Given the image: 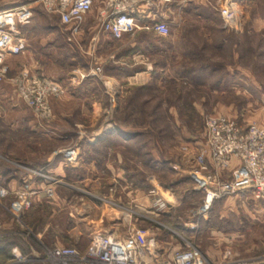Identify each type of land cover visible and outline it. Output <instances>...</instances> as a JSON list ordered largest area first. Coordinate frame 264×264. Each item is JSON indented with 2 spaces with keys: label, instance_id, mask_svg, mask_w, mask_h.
Listing matches in <instances>:
<instances>
[{
  "label": "rangeland",
  "instance_id": "obj_1",
  "mask_svg": "<svg viewBox=\"0 0 264 264\" xmlns=\"http://www.w3.org/2000/svg\"><path fill=\"white\" fill-rule=\"evenodd\" d=\"M8 1L0 0V10L27 5L34 9L35 18L44 14L33 0L3 6ZM94 4L99 7L100 0ZM222 7L235 8L237 26L226 25L220 14ZM160 8L163 18L145 23H167L170 35L166 37L140 29L123 40H114L102 33L95 15L74 34L54 15L48 18L50 31L28 40L26 51L44 72L58 76L55 80L62 84L83 67H100L103 80L98 89L106 95L107 87L114 88L116 80L126 85V76L142 69V65L135 66L141 61L138 57L156 63L148 87H130L123 101L116 96L113 105L108 95L109 99L100 94L104 115L94 126L77 110L65 129L69 138L59 144L29 128L17 131L11 124L14 118L0 101V172L14 168L13 162H43L57 147L78 149V163L77 145L100 137L111 123L117 132L105 138L119 136L124 129L127 135L136 137L137 154L134 147L125 149V182L110 174L106 160L98 153L89 156L96 161L95 169L81 164L69 172V191L62 190L67 186L60 177L52 176L62 181L52 185L61 187L60 197L23 218L29 238L36 242L40 239V246L74 247L73 240L81 235L78 249L83 250L90 245L92 234L100 230L120 239L130 235L155 238L158 250L165 249L169 254L191 245L208 254L223 252L221 241L225 234L234 232V250L241 258L264 252V224L249 216L256 200L239 197L237 214L230 211L231 204H217L203 220L197 212L204 194L192 178L198 148L206 143L207 116H226L245 127L257 125L261 94L255 88V77L264 85V0H171ZM219 39L223 44L225 41L222 51L214 47ZM16 64L18 68L28 66L26 59H17ZM205 65L212 68L205 69ZM187 72L193 74L176 81L175 76ZM262 90L264 93V87ZM107 160L112 162L111 157ZM152 190L156 195L150 194ZM139 193L140 200L136 199ZM7 203H0L2 223L12 219ZM113 214L118 219L111 223ZM7 256L13 259L12 250Z\"/></svg>",
  "mask_w": 264,
  "mask_h": 264
},
{
  "label": "built area",
  "instance_id": "obj_2",
  "mask_svg": "<svg viewBox=\"0 0 264 264\" xmlns=\"http://www.w3.org/2000/svg\"><path fill=\"white\" fill-rule=\"evenodd\" d=\"M33 1L45 13L58 16L60 24L73 29L74 34L84 23L85 16L92 13L95 7L94 0ZM102 1L104 8L97 21L104 35L118 41L140 29L150 30L165 37L170 35L169 25L165 22L145 23L148 19L142 10L149 8L155 11L171 0ZM220 14L227 26H237L239 17L235 8L222 7ZM33 16L34 9L27 5L0 10V82L6 79L9 73L7 59L19 56L27 50L28 41L24 38L22 29L31 23ZM92 73L103 80L100 67ZM13 82L21 100L44 121L52 116L49 99L59 98L66 90L65 84L55 79L29 76L26 72L19 74ZM107 95L115 105L117 94L112 86L107 87ZM205 127L206 143L198 148L196 167L192 172L194 182L204 194L203 205L197 212L198 217L207 218L215 203L231 197L240 196L264 201V129L255 124L245 127L222 115L207 116ZM104 129L99 138L117 132L112 123ZM62 157L67 163L73 164L78 158V149L67 148L62 152ZM30 172L34 177H43L52 185L62 183L55 177L47 176L43 171ZM49 193L52 194L51 191ZM150 194L156 195V191L153 190ZM10 195L6 187L0 186V203ZM21 195L17 196L22 197ZM30 206V201H17L13 205L18 221L22 208ZM22 229L20 238L29 243L30 234L26 232V226L22 225ZM1 239H4V226L0 223ZM41 245L40 252L35 255H22L18 247L13 248L14 257L8 264H211L205 261L204 253L194 245L169 254L165 249L158 250L155 238L142 239L130 235L127 239H120L100 231L92 236L90 245L83 251L71 246L49 248L43 243ZM261 260H264V256ZM220 264L248 263L239 260L223 261Z\"/></svg>",
  "mask_w": 264,
  "mask_h": 264
},
{
  "label": "crops",
  "instance_id": "obj_3",
  "mask_svg": "<svg viewBox=\"0 0 264 264\" xmlns=\"http://www.w3.org/2000/svg\"><path fill=\"white\" fill-rule=\"evenodd\" d=\"M20 1L21 0H9L8 3L3 6H13L19 3ZM97 1L99 0H94V3H96ZM95 8L96 5L93 9V12L85 16L84 23L79 29L83 28V26L87 24L89 19H93L94 15L95 17L99 16V14L104 8L103 1L100 0V6L96 8V12ZM40 9L42 10V8ZM160 10L161 8L155 9V11H152L149 8H144L142 12H144L145 17L148 19L147 22H152L155 20V18H163L164 14L160 12ZM42 12L44 13L43 15H38V17L36 18L33 16L31 23L23 27L22 29L24 38H26L27 41L29 40V42L32 37H34V35L38 34L39 32H45L49 30L48 27H50V25L48 22V18L55 17L54 15L45 13L43 10ZM39 21L44 22L45 24L39 26ZM39 27H44V29L39 30ZM214 43V47L217 51L223 50L222 48H224L223 45L225 44V41L223 44L222 39H219L217 42ZM142 57L143 56L138 57L141 61L135 62V66L141 67L142 65V69L138 72L127 75L126 79L124 80L126 85L119 83L117 80L116 83H112V85L114 86V90L117 94L116 96L119 99V102L123 101V99L126 98V95H128L127 90L130 87L145 88L148 87V85L152 82L153 67L156 63H147L146 61H143L141 59ZM17 59L21 61L26 59L28 66L18 68V65L16 64ZM7 65L9 69L7 79L0 82V101L1 103L7 106L11 116L14 118L11 124L12 127L16 128L17 131L29 128L31 131H35L43 135V137L50 139V141L58 143L61 141H65L69 138L67 132H65V129L66 126L71 125L70 121H72L73 117L76 115L75 112L77 110H79V114L87 116L90 119L91 126H94L99 120V118L103 117L104 109L101 101L102 97L100 96V94L103 93H101V89H98L99 86H101L102 84L100 83L102 82V80L98 75L92 73L94 68L88 66L83 67L82 69H79V71L72 72L68 77L63 80V83L66 86V90L64 94L59 98L49 99L52 116L49 120L44 121L40 119L37 115H35V113L32 112L26 106L23 100H21L17 91V87L16 85H14V79L12 78L21 74L22 72H26L29 76H44L50 77L52 79H58V76L51 75L49 73L47 74L46 72H44V70L39 67L38 62L30 56L29 51H25L21 55L16 56L14 58H8ZM204 68L208 69L212 67L205 65ZM226 68V72L229 73L228 66ZM191 74L193 73L187 72V74L184 75L179 74L177 77L175 76V79L176 81L182 82L183 76H188ZM222 83L224 84V82ZM263 87L264 85L262 81L258 80L255 77V88H258L259 93L261 94V108L257 109L258 111L256 115V124L264 129V93L262 90ZM105 95L106 93L103 94V97ZM105 98H108L107 95ZM120 110L121 105L118 108V111ZM127 132L124 129L120 132L121 134L119 133V136L82 140L81 143L77 145V147L80 149V157L78 159V163H75L74 165H68V163L64 161L62 157V152L63 150H65V148L62 149V147H57L48 155L46 160L43 162H36L35 164L26 162L24 163L21 161L13 162L12 165L14 166V168L11 167L10 169H5L3 172H0V186L6 187L11 194L9 197L4 199L6 203L8 202L7 204L9 206V209L12 212V214H10L9 212L12 217L11 222L7 220H5L4 223L0 222L4 226V239L2 240H5L7 237H13V239L15 240V243L13 245L11 244V250L15 247H18L22 255H35L40 252V241L38 239H36L37 242L29 239L30 242L27 243L25 240L20 238L21 232L23 231L22 225H25L27 227V225L23 223V218L26 215H30L33 210L39 211L41 208H43L42 205L47 201L51 202L57 200V198L60 197L58 189L60 188L61 190V187H53L52 184H50V182L45 180L43 177H34L30 170L43 171V173L46 175L60 177L64 181L63 185L67 186L62 190L69 191L68 188H72L70 186V180H68L69 172L77 170L79 166H81V164H83L82 167L93 166L95 169L96 161H94L95 159H92L89 156H93L98 153L102 155V159L104 158V160H106L105 168L108 169L110 174L122 180L124 179V177L127 176V160L125 157V149H127L128 147H134V151L136 154V151L138 150L136 149V137H131L127 135ZM110 157L112 158V162H109L111 159L107 160V158ZM50 191L52 193L51 195L49 193ZM18 194H22V197H18ZM136 199H142V194L139 193ZM238 199L239 196L231 197L226 200H223L222 202L215 203V206L217 204L220 205L223 202L225 204H231L232 207L230 211L233 214H237V208L235 203L238 201ZM17 201H19V203H24L27 201L31 202V206L29 208H22V210L20 211L19 214L21 216L19 221L16 219L15 209L12 211L10 208L11 205ZM254 203L255 204H253V209L249 210V216L252 217V219L254 218V220H256L257 222L264 224V201H255ZM109 216L111 217V215ZM113 218L114 219L112 220L109 219L111 220L109 222H114V220L118 219V216L113 214ZM126 219L127 218L125 217V221H127ZM15 230L18 232L15 233ZM98 232H95L94 234ZM94 234H92V236ZM217 234L222 237L221 234L223 233L219 232ZM226 235H228V237H226ZM81 240V235L76 237L73 240L75 243L74 247L78 248V245L80 244ZM236 240L237 237L235 236L234 232L231 233V235L225 234L224 241H221L220 243L222 245H225L224 251H212V253L208 254L205 253V261L211 264H220L223 261L243 260L248 264H264V260H261V258L264 256V252L260 255L255 254L254 257L241 258V256L237 254L236 250H234V246L237 242ZM31 248H33V250Z\"/></svg>",
  "mask_w": 264,
  "mask_h": 264
},
{
  "label": "trees",
  "instance_id": "obj_4",
  "mask_svg": "<svg viewBox=\"0 0 264 264\" xmlns=\"http://www.w3.org/2000/svg\"><path fill=\"white\" fill-rule=\"evenodd\" d=\"M59 82H61V81H59ZM14 243H15V240L13 239V237L12 238L7 237L5 240L0 241V264H3V263L6 264V262L9 260L10 257L7 255H10V250H11L12 245ZM10 259H12V258H10ZM1 260H3V261L1 262Z\"/></svg>",
  "mask_w": 264,
  "mask_h": 264
},
{
  "label": "bare ground",
  "instance_id": "obj_5",
  "mask_svg": "<svg viewBox=\"0 0 264 264\" xmlns=\"http://www.w3.org/2000/svg\"><path fill=\"white\" fill-rule=\"evenodd\" d=\"M238 24V23H237Z\"/></svg>",
  "mask_w": 264,
  "mask_h": 264
}]
</instances>
